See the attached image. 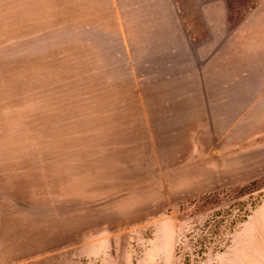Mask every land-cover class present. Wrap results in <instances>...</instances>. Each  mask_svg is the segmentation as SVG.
<instances>
[{
    "label": "rangeland",
    "instance_id": "rangeland-1",
    "mask_svg": "<svg viewBox=\"0 0 264 264\" xmlns=\"http://www.w3.org/2000/svg\"><path fill=\"white\" fill-rule=\"evenodd\" d=\"M0 264H264V0H0Z\"/></svg>",
    "mask_w": 264,
    "mask_h": 264
}]
</instances>
